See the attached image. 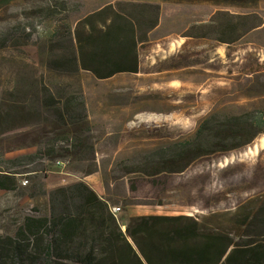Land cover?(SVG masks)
I'll return each mask as SVG.
<instances>
[{"label": "rangeland", "instance_id": "374dc122", "mask_svg": "<svg viewBox=\"0 0 264 264\" xmlns=\"http://www.w3.org/2000/svg\"><path fill=\"white\" fill-rule=\"evenodd\" d=\"M25 25L29 43L0 48V101H12L17 84L40 119L24 112L0 134V167L19 171L16 190L0 189V239H32L50 220L53 190L77 181L121 208L124 231L150 215L258 237L251 221L264 204V132L245 144L247 129L231 119L264 115V0H0V41ZM69 25L74 73L49 68L65 48L45 40ZM39 83L62 97L81 86L88 125L37 104ZM196 136L201 155L179 157ZM48 140L73 152L26 157Z\"/></svg>", "mask_w": 264, "mask_h": 264}, {"label": "trees", "instance_id": "16d2710c", "mask_svg": "<svg viewBox=\"0 0 264 264\" xmlns=\"http://www.w3.org/2000/svg\"><path fill=\"white\" fill-rule=\"evenodd\" d=\"M63 6L66 9L65 2ZM45 10L46 8L40 7L36 12L42 16ZM50 15H53L51 10L43 16ZM26 27L27 25L17 28L21 30L20 35L6 34L0 41V48L8 47L9 43L15 47L22 41H25L23 44L29 43L32 34ZM57 37L65 51L56 54L49 61V68L78 72L80 60L72 26L69 25L65 32L55 30L45 40L53 46ZM18 86L16 84L10 91L12 101H0V134L7 130L10 123L21 119L24 112L32 118L37 117V112H32L36 103L24 98V90ZM37 86V104L47 106L62 121L75 122L78 126L88 125L87 107L81 86L65 97L53 93L42 83ZM243 119L246 120L240 122ZM231 120L234 121V127L238 128L239 125L247 129L248 139H251L243 142L245 144L251 142L259 132H264V115L249 112L246 118L234 116ZM207 122L208 120L205 121ZM196 141L197 136L182 142L181 145L187 147V150L179 157H187L190 153V158L200 156ZM52 142L54 141H40L46 145L40 147L35 155L26 157L54 159L61 155V151L73 152L68 146H57ZM259 144L264 145V138ZM231 148H235V145ZM0 157V164L5 163L2 154ZM186 166L187 164L181 171ZM18 173L19 171H7L0 167V189L16 190ZM249 214L243 219L238 218L240 225L249 222ZM255 215L251 221L258 231L255 239L244 240L242 236L237 238L233 233L205 229L202 224L195 223V219L189 224L178 223L172 227L169 225L171 220L175 222L181 219L150 215L132 217L124 231L109 202L85 181H77L53 190L50 220L32 239H0V264H242L239 263L240 260L247 257L237 255L245 251L244 247L252 246L250 251H259L264 247V204ZM160 224L164 226L159 227Z\"/></svg>", "mask_w": 264, "mask_h": 264}, {"label": "crops", "instance_id": "0c3cea01", "mask_svg": "<svg viewBox=\"0 0 264 264\" xmlns=\"http://www.w3.org/2000/svg\"><path fill=\"white\" fill-rule=\"evenodd\" d=\"M232 249H233V247L230 249V251ZM229 253L230 252H228V254ZM250 254H252L254 256H258V264H264V247L261 248L259 251H253V250L250 251V249H248L246 251H243L242 253H239L237 255V257H240L242 255L244 258L247 257L246 259H248ZM226 256L224 258H226ZM246 259H241V260H246Z\"/></svg>", "mask_w": 264, "mask_h": 264}, {"label": "built area", "instance_id": "2783aa9c", "mask_svg": "<svg viewBox=\"0 0 264 264\" xmlns=\"http://www.w3.org/2000/svg\"><path fill=\"white\" fill-rule=\"evenodd\" d=\"M58 163H61L60 161H58ZM22 185L26 186L29 183V179L27 178H23L21 181ZM120 207H113L112 210L113 212L116 214L118 211H120Z\"/></svg>", "mask_w": 264, "mask_h": 264}, {"label": "clouds", "instance_id": "9594fccd", "mask_svg": "<svg viewBox=\"0 0 264 264\" xmlns=\"http://www.w3.org/2000/svg\"><path fill=\"white\" fill-rule=\"evenodd\" d=\"M117 216V215H116Z\"/></svg>", "mask_w": 264, "mask_h": 264}]
</instances>
